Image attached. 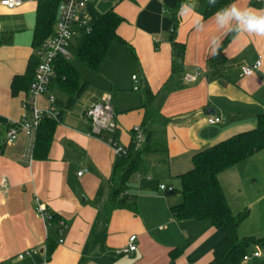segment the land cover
Wrapping results in <instances>:
<instances>
[{"label":"crops","instance_id":"0c3cea01","mask_svg":"<svg viewBox=\"0 0 264 264\" xmlns=\"http://www.w3.org/2000/svg\"><path fill=\"white\" fill-rule=\"evenodd\" d=\"M38 1L24 0L14 9L0 4V264H208L226 231L210 221H177L171 205L181 203L182 194L171 195L160 185L179 188V176L193 168L195 154L255 127L258 115L264 113V37L219 31L212 17L204 19L208 0H196L195 12L203 17L205 29L197 31L193 17L180 18L177 39L186 43V50L182 69L172 74L167 9L177 0H91L90 9L102 13L110 6L124 18L118 33L137 59L122 44L111 45L87 90L60 118L49 156L41 160L33 156L35 136L21 133L15 141L5 142L9 126L24 113L27 91L14 94L13 85L15 78L25 76L37 51ZM251 1L235 3L264 8V0H256L261 3L258 7ZM230 34L222 56L213 58ZM213 38L217 47L211 44ZM259 58L261 67L243 76L242 66ZM199 70L202 73L195 80L186 79ZM134 75L156 95L155 105L165 117L162 132L168 150L148 154L132 178L130 193L136 195L137 212L117 209L108 217L103 208L119 156L107 135L92 133L84 111L110 95L119 143L127 147L132 129L144 119L143 95L134 90ZM51 91L67 100L58 90ZM47 97L48 93L40 99L43 108ZM209 108L215 112H208ZM210 116L221 121L211 124ZM219 181L232 211H249L238 228L239 236H264V149L222 171ZM39 203L59 221L43 219L37 211ZM61 221L66 225L62 231ZM132 235L137 236V250L117 254ZM51 243L55 247L49 255ZM177 248L182 253L171 259L170 252ZM252 260L264 264V251L244 261Z\"/></svg>","mask_w":264,"mask_h":264},{"label":"trees","instance_id":"16d2710c","mask_svg":"<svg viewBox=\"0 0 264 264\" xmlns=\"http://www.w3.org/2000/svg\"><path fill=\"white\" fill-rule=\"evenodd\" d=\"M236 0H216L215 5L207 4L204 19L213 17L220 8L235 2ZM185 0H177L173 8H168L171 25L172 65L171 72H179L184 64L186 43L177 39V29L180 17L177 15L179 6ZM61 0H39L36 10V26L34 30V46L38 49L43 41L54 32L58 19ZM253 6H261V3L252 0ZM91 30H82L76 37V59L97 72L104 60L108 58L109 49L114 42H118L131 51L134 58L137 56L131 45L118 33V27L123 23L121 17L113 8L102 13L93 7ZM231 38V34L222 42L213 58L222 56L221 48ZM38 57L34 55L28 65L27 72L22 78H15L13 92L26 90L34 80ZM90 82L83 80L77 67L70 59L63 56L56 61V77L51 85L52 90H58L67 96L64 101L57 97L56 105L59 109L58 118L45 117L38 126L33 146L35 159H47L53 142L54 134L60 118L83 95ZM139 90L143 95L141 108L144 110V119L141 127L144 129L145 141L137 146L134 133L130 144L126 147L127 153L119 156L112 174L113 186L108 200L104 206V212L108 217L117 209H131L137 212L136 195L130 193L131 180L137 173L145 157L152 152H166L167 140L162 132L165 117L155 105L156 95L148 83H139ZM113 145H119L120 130L118 127L110 133ZM264 149V113L258 115L254 128L239 132L225 140L211 145L200 151L193 157V168L179 176L181 187L173 189L170 194L176 192L182 194L183 200L177 205H171V212L177 221H210L217 229H224L226 236L219 241L212 253V259L208 264H240L243 257L249 254V249L254 245H264V236L240 237L238 228L248 217L249 211L234 213L227 201L225 193L219 181V174L235 164L251 157L256 152ZM57 215H51L49 223L58 222ZM53 243L49 244L48 254L54 249ZM182 249H174L170 252L171 259L177 258Z\"/></svg>","mask_w":264,"mask_h":264},{"label":"built area","instance_id":"2783aa9c","mask_svg":"<svg viewBox=\"0 0 264 264\" xmlns=\"http://www.w3.org/2000/svg\"><path fill=\"white\" fill-rule=\"evenodd\" d=\"M24 0H1L0 4L9 9H14L23 4ZM91 0H61L59 5L58 19L54 28V32L48 36L41 46L36 51L38 57V65L35 72V77L30 85V89L26 99L23 101L24 113L20 120L11 124L7 130V136L5 138L6 143L15 141L21 133L28 136H35L36 130L40 125V122L45 118H58L59 109L56 105L57 95L51 91V85L56 77V61L58 57L63 56L66 59H70L72 54L69 49L72 47V43L76 40L80 31L85 30L89 32L91 30L92 15L90 13ZM262 65V60L259 58L255 63L242 66V75L251 76ZM202 72L199 70L196 74H190L186 76L188 81L195 80ZM135 86L134 90H139V77L133 76ZM48 93L46 98V107L40 106V99ZM84 115L90 120L92 125V133L99 137H105L107 141L114 148L115 153L120 156L127 153V148L121 146L120 143L117 146L113 145V139L110 133L114 132L117 128L115 121V110L111 103V96L107 95L106 98L97 104H93L84 111ZM209 123L214 124L221 121L218 116H210L208 118ZM135 136L137 146H140L146 138L144 129L140 126H135L132 129ZM105 134V135H104ZM84 169L78 172L79 175L84 173ZM161 189L172 191L174 188L165 184L160 185ZM37 211L43 219L47 222L51 216L46 211L42 204H38ZM61 231L66 226L64 221L60 222ZM136 235H132L129 238L128 244L117 250L116 253H133L137 250ZM35 251V250H34ZM259 257V252H255L252 255H245L243 260H248L251 257ZM23 257V254H20Z\"/></svg>","mask_w":264,"mask_h":264},{"label":"clouds","instance_id":"9594fccd","mask_svg":"<svg viewBox=\"0 0 264 264\" xmlns=\"http://www.w3.org/2000/svg\"><path fill=\"white\" fill-rule=\"evenodd\" d=\"M162 2V0H161ZM209 5H215L216 0H208ZM196 0L181 3L177 12L180 18L193 17V24L197 31L205 29L203 17L195 12ZM219 31L226 33L249 34L264 37V8L240 7L237 3H230L217 10L211 18ZM211 44L218 46V41L213 38Z\"/></svg>","mask_w":264,"mask_h":264},{"label":"rangeland","instance_id":"374dc122","mask_svg":"<svg viewBox=\"0 0 264 264\" xmlns=\"http://www.w3.org/2000/svg\"><path fill=\"white\" fill-rule=\"evenodd\" d=\"M97 9H100L98 11H101V8L99 6L97 7ZM108 9H110V6H106V8H104L103 11H107ZM72 44H73L72 47L69 49L70 53L72 54V57L70 58V60L77 67V69L80 71L82 77L84 79H86V80H89L91 76H94V72L95 71L91 70L89 67L85 66L84 64H82L81 62H79L76 59V57L74 55L75 54L76 40H74ZM77 102H78V100L76 101V103L74 104V106L77 104ZM121 146H123V145H121ZM178 187L179 188L181 187V183L180 182L178 184ZM253 250H257V251H259V252L262 253L264 251V245L263 246L262 245H254V246H251L250 249H249V254H252L253 253ZM245 262H247V261L242 260L240 264H243V263L245 264ZM250 264H255V261L254 260L250 261Z\"/></svg>","mask_w":264,"mask_h":264},{"label":"water","instance_id":"95a60500","mask_svg":"<svg viewBox=\"0 0 264 264\" xmlns=\"http://www.w3.org/2000/svg\"><path fill=\"white\" fill-rule=\"evenodd\" d=\"M208 112H215V110H213V108H209Z\"/></svg>","mask_w":264,"mask_h":264}]
</instances>
